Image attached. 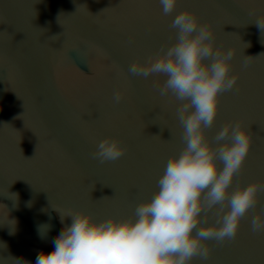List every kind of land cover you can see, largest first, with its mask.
I'll use <instances>...</instances> for the list:
<instances>
[{
  "label": "water",
  "instance_id": "95a60500",
  "mask_svg": "<svg viewBox=\"0 0 264 264\" xmlns=\"http://www.w3.org/2000/svg\"><path fill=\"white\" fill-rule=\"evenodd\" d=\"M185 10L212 26L218 47L236 49L231 61L236 85L221 93L216 121L205 129L216 147L223 143L215 137L224 125L242 119L251 126L249 154L229 191L238 184L264 182V33L254 23L264 15V0H178L169 16L159 0H139L118 13L85 0H0L10 32L8 41L0 40V56L18 71L31 108L61 152L60 163H53L37 132L39 139L31 130L16 132L0 115V191L17 194L35 208L90 212L97 221L132 216L139 202L150 199L167 160L184 147L178 102L157 90L166 77L145 79L128 68L175 42L170 24ZM61 33L58 40L49 39ZM77 51H84L87 63L103 66L107 82L84 87L75 82ZM117 90L123 93L119 103L113 99ZM106 137L119 139L126 152L101 164L93 153ZM217 208L202 223L215 224ZM255 215L264 219V192L241 220L236 238L220 244L204 241L210 257H196L192 264H264V232L251 230ZM17 259L35 264L13 230L0 228V264H18Z\"/></svg>",
  "mask_w": 264,
  "mask_h": 264
},
{
  "label": "clouds",
  "instance_id": "9594fccd",
  "mask_svg": "<svg viewBox=\"0 0 264 264\" xmlns=\"http://www.w3.org/2000/svg\"><path fill=\"white\" fill-rule=\"evenodd\" d=\"M159 2L162 13L169 16L176 10L178 0ZM254 23L264 33V15ZM170 28L175 32V42L162 46L143 63L132 62L128 71L145 79L153 75L166 77L157 90L162 97L170 94L178 102L176 115L182 128L183 149L167 160L152 197L139 202L133 215L127 218L112 216L97 221L92 213L83 210L62 215L49 201L59 213L61 223L68 217L71 224L55 238L53 251L40 252L35 264H192L196 257L203 260L210 257L211 249L204 241L214 239L220 244L234 240L241 220L257 205L264 182L238 184L229 191L249 154L251 126L242 119L224 125L215 137L223 143L216 147L205 132L216 121L221 93L236 85L237 76L231 74L236 49L218 47L212 26L201 24L188 10L177 13ZM62 34L49 39L58 40ZM250 58L255 57L247 56L246 60ZM113 99L119 103L123 93L117 90ZM23 114L17 118L23 120ZM36 149L37 146L34 155ZM125 152L119 139L106 137L96 145L93 157L103 164L118 160ZM94 189L95 183L91 192ZM214 208L217 222L202 223L207 212ZM201 213H205L203 218ZM251 230L264 232V219L260 215L252 218ZM39 232L43 238L45 235L40 229ZM23 264L29 262L25 260Z\"/></svg>",
  "mask_w": 264,
  "mask_h": 264
},
{
  "label": "flooded vegetation",
  "instance_id": "af4514ba",
  "mask_svg": "<svg viewBox=\"0 0 264 264\" xmlns=\"http://www.w3.org/2000/svg\"><path fill=\"white\" fill-rule=\"evenodd\" d=\"M85 1L101 10L105 9L104 11L118 13L139 0ZM9 35L5 18L0 11V40L8 41ZM83 53L84 51H77L75 59L78 62L72 61V65L78 73L75 82L83 87L107 82L106 71L103 66H93L87 63L86 54ZM16 94L22 99L18 98ZM23 112V120L17 118ZM0 115L7 119L10 123L9 127L14 131L18 130L20 133H25L30 131L28 128H31L37 132L39 137L45 140V151L50 160L53 163H60L61 152L58 146L49 138L35 110L31 108L29 95L18 71L3 56H0ZM24 122L28 128L25 127ZM60 212L62 215L66 214ZM70 224L71 219L68 217L61 223L59 213L54 209L46 210L42 207L29 206V203L24 200L0 191V228H11L25 253L34 262H36L40 252L50 253L53 251L55 238L66 225ZM39 229L41 234L45 235L43 238Z\"/></svg>",
  "mask_w": 264,
  "mask_h": 264
}]
</instances>
